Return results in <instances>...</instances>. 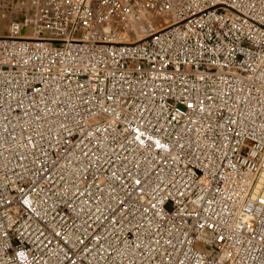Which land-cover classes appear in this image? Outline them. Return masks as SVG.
<instances>
[{
    "label": "built area",
    "instance_id": "obj_1",
    "mask_svg": "<svg viewBox=\"0 0 264 264\" xmlns=\"http://www.w3.org/2000/svg\"><path fill=\"white\" fill-rule=\"evenodd\" d=\"M37 4L0 35V264H264V0Z\"/></svg>",
    "mask_w": 264,
    "mask_h": 264
},
{
    "label": "rangeland",
    "instance_id": "obj_2",
    "mask_svg": "<svg viewBox=\"0 0 264 264\" xmlns=\"http://www.w3.org/2000/svg\"><path fill=\"white\" fill-rule=\"evenodd\" d=\"M38 0H0V35L7 30L8 24L13 19H20L24 25V31L29 34L33 31L31 22L36 15ZM165 24L162 21L153 18L149 14H144L140 21H130L127 31L120 36L121 41L140 40L150 33V31H160ZM118 34V32H115ZM131 33V34H130ZM117 40V39H116Z\"/></svg>",
    "mask_w": 264,
    "mask_h": 264
},
{
    "label": "bare ground",
    "instance_id": "obj_3",
    "mask_svg": "<svg viewBox=\"0 0 264 264\" xmlns=\"http://www.w3.org/2000/svg\"><path fill=\"white\" fill-rule=\"evenodd\" d=\"M164 22H166V19L164 20ZM165 24V23H164ZM22 28H23V30H24V25H22ZM119 30L120 29H115V31H114V29L112 28V27H105V28H95L94 30H93V33L94 34H103V35H105V34H110V33H115L116 31L118 32V34H114L115 35V38H113L114 39V43H135V42H137V41H140V40H142V39H144V38H142V39H140V40H130V41H121L120 40V36H123L124 34H123V32H119ZM121 31V30H120ZM157 32V31H156ZM28 35H30V34H28V33H26V34H24V36H28ZM1 37V36H0ZM147 37V36H146ZM75 38H81V36L80 35H76L75 36ZM117 39V40H116Z\"/></svg>",
    "mask_w": 264,
    "mask_h": 264
}]
</instances>
